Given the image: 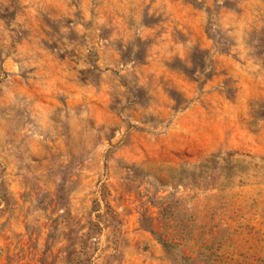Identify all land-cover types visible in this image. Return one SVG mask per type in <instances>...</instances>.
<instances>
[{
  "label": "rangeland",
  "instance_id": "374dc122",
  "mask_svg": "<svg viewBox=\"0 0 264 264\" xmlns=\"http://www.w3.org/2000/svg\"><path fill=\"white\" fill-rule=\"evenodd\" d=\"M0 264H264V0H0Z\"/></svg>",
  "mask_w": 264,
  "mask_h": 264
}]
</instances>
